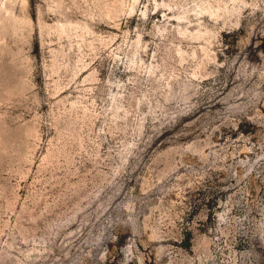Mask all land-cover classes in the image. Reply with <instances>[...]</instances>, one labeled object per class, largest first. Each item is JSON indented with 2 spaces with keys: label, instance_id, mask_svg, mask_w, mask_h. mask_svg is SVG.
Instances as JSON below:
<instances>
[{
  "label": "rangeland",
  "instance_id": "1",
  "mask_svg": "<svg viewBox=\"0 0 264 264\" xmlns=\"http://www.w3.org/2000/svg\"><path fill=\"white\" fill-rule=\"evenodd\" d=\"M0 264H264V0H0Z\"/></svg>",
  "mask_w": 264,
  "mask_h": 264
}]
</instances>
